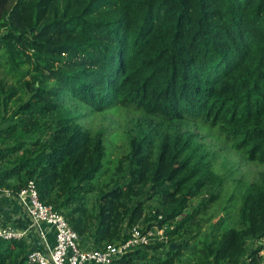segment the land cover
Wrapping results in <instances>:
<instances>
[{"label":"trees","instance_id":"1","mask_svg":"<svg viewBox=\"0 0 264 264\" xmlns=\"http://www.w3.org/2000/svg\"><path fill=\"white\" fill-rule=\"evenodd\" d=\"M0 64L15 81L0 77L2 190L34 181L86 250L168 227L169 245L111 264H264L262 247L248 249L264 239V171L236 226L223 217L201 241L225 179L192 129L264 165V0H0ZM117 108L140 118L107 176L106 136L78 109ZM30 251L0 240V264H29Z\"/></svg>","mask_w":264,"mask_h":264},{"label":"rangeland","instance_id":"2","mask_svg":"<svg viewBox=\"0 0 264 264\" xmlns=\"http://www.w3.org/2000/svg\"><path fill=\"white\" fill-rule=\"evenodd\" d=\"M0 77L5 83L10 86L14 85L15 81L6 77L3 69L1 70L0 64ZM117 109L119 110L118 112ZM115 110L106 111L103 113L91 114L89 109H78V114H82V122L84 126L94 129L102 130L106 136V148L108 154V173H112V168L115 163L123 159L128 152L127 137L129 134H134L136 131V122L140 118L139 113L130 109L117 108ZM130 110V111H129ZM200 136V141L205 143L213 153L216 154L218 160V171L224 177V186L221 189L220 198L207 213L203 214V218L208 220L203 231L201 232L200 239L204 241L206 236L211 231L214 224L223 217L229 220L230 226H236L237 213L241 206V196L245 191L247 185L256 180L260 172L264 171V165L251 163L246 161L241 154L232 152L229 145L226 144L223 138L216 137L215 133L208 135L206 131L199 132L197 127L192 128ZM129 133V134H128ZM104 179H107L105 177ZM102 179V180H104ZM114 180H117L114 179ZM206 197L207 194L205 195ZM92 202L95 196L90 197ZM204 197L196 198L192 204V210L195 209ZM156 201H150L147 206H157ZM225 207L229 208L231 214L222 212ZM180 241H177L179 243ZM85 243V244H84ZM81 242L83 247L92 249V243L84 240ZM248 249L254 248V244L249 243ZM166 250V249H165ZM95 264V263H88Z\"/></svg>","mask_w":264,"mask_h":264},{"label":"built area","instance_id":"3","mask_svg":"<svg viewBox=\"0 0 264 264\" xmlns=\"http://www.w3.org/2000/svg\"><path fill=\"white\" fill-rule=\"evenodd\" d=\"M11 195L8 190L0 188L1 196ZM31 219V227L21 230L16 226L4 225L0 211V240H25L31 229L38 230L42 250H32L28 255L29 264H111L127 252L145 248L157 243L169 245L168 227H153L142 232L138 227L131 229L130 237L124 242L108 244L103 249H82L80 237L70 227L64 215L53 206L41 202L34 181L16 196ZM174 227H169L171 230ZM54 233L55 245L50 244L49 234ZM255 247H262L259 256H264V239L256 241ZM167 248V247H166Z\"/></svg>","mask_w":264,"mask_h":264},{"label":"crops","instance_id":"4","mask_svg":"<svg viewBox=\"0 0 264 264\" xmlns=\"http://www.w3.org/2000/svg\"><path fill=\"white\" fill-rule=\"evenodd\" d=\"M0 211L4 225L16 226L21 230H26L31 227V219L16 197L3 194L0 198ZM48 237L50 244L52 246L55 245L54 233H50ZM26 241L32 250L43 249L38 230L31 229Z\"/></svg>","mask_w":264,"mask_h":264},{"label":"water","instance_id":"5","mask_svg":"<svg viewBox=\"0 0 264 264\" xmlns=\"http://www.w3.org/2000/svg\"><path fill=\"white\" fill-rule=\"evenodd\" d=\"M175 247H176V244H172L171 245V248L174 250L175 249Z\"/></svg>","mask_w":264,"mask_h":264}]
</instances>
